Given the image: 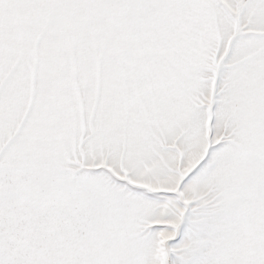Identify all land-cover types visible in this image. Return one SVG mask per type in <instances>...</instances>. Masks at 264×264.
Returning <instances> with one entry per match:
<instances>
[{
    "label": "snow or ice",
    "instance_id": "6c2138e0",
    "mask_svg": "<svg viewBox=\"0 0 264 264\" xmlns=\"http://www.w3.org/2000/svg\"><path fill=\"white\" fill-rule=\"evenodd\" d=\"M0 264H264V0H0Z\"/></svg>",
    "mask_w": 264,
    "mask_h": 264
}]
</instances>
